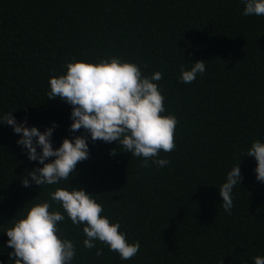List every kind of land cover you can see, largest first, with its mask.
Wrapping results in <instances>:
<instances>
[{
  "label": "trees",
  "instance_id": "16d2710c",
  "mask_svg": "<svg viewBox=\"0 0 264 264\" xmlns=\"http://www.w3.org/2000/svg\"><path fill=\"white\" fill-rule=\"evenodd\" d=\"M244 7L241 0H0V115L14 111L41 131L55 123L58 148L84 129L69 130L72 106L49 99V79L73 58L115 56L139 63L144 75L162 72L164 115L178 119L175 149L159 154L170 161L162 168L151 160L143 167V157L117 142L89 138V157L69 180L41 187L23 186L28 171L43 165L0 124L2 264H14L5 232L12 220L70 184L97 195L103 214L140 242L134 257L121 260L97 241V256L83 245L84 225L65 213L59 227L76 244L74 264H254L264 257V183L246 155L254 140L264 141V16H245ZM201 60L205 73L180 82L181 66ZM237 162L243 179L229 215L218 189Z\"/></svg>",
  "mask_w": 264,
  "mask_h": 264
},
{
  "label": "clouds",
  "instance_id": "9594fccd",
  "mask_svg": "<svg viewBox=\"0 0 264 264\" xmlns=\"http://www.w3.org/2000/svg\"><path fill=\"white\" fill-rule=\"evenodd\" d=\"M241 3L245 6L243 15L264 16V0H241ZM205 71L203 60L192 63L190 69L182 65L179 80L190 84ZM162 79L160 71L144 75L139 63L115 56L96 61L73 58L67 62L64 74L52 75L49 79L48 96L50 100L59 98L72 106L70 119L73 122L69 130L84 129L83 135L65 138L54 148L52 137L58 126L55 123L41 131L27 126V120L18 122L12 115L14 111L0 115V124L7 123L20 135L16 143L28 159L43 165L28 171L21 180L23 186L28 187L32 182L41 187L68 181L78 162L89 157V138L93 142H117L124 152L143 157V167L149 166V160L161 168L169 164L170 161L159 158V154L175 149L178 119L174 114L164 115L165 96L157 83ZM246 155L257 161L256 180L264 183V141L254 140ZM242 179L237 162L218 189L221 207L229 215L234 207L233 190L241 185ZM96 196L70 184L51 192L50 201L24 208V214L13 219V226L5 231L9 238L7 247L12 249L8 253L10 259L14 264H74L76 244L59 227L65 213L73 225L78 228L84 225L83 245L97 249V256L103 254V248H97L98 241L109 251L118 253L121 260L134 257L140 251V242H130L127 233L121 231V223L103 214V205ZM53 204L63 211L53 209ZM253 259L254 264H264L262 256Z\"/></svg>",
  "mask_w": 264,
  "mask_h": 264
}]
</instances>
